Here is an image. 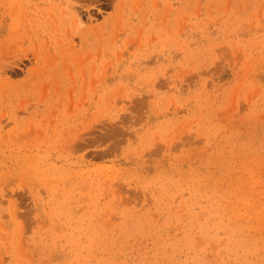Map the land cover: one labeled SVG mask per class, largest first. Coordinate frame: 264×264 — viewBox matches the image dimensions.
Returning <instances> with one entry per match:
<instances>
[{
    "label": "rangeland",
    "instance_id": "1",
    "mask_svg": "<svg viewBox=\"0 0 264 264\" xmlns=\"http://www.w3.org/2000/svg\"><path fill=\"white\" fill-rule=\"evenodd\" d=\"M0 264H264V0H0Z\"/></svg>",
    "mask_w": 264,
    "mask_h": 264
}]
</instances>
